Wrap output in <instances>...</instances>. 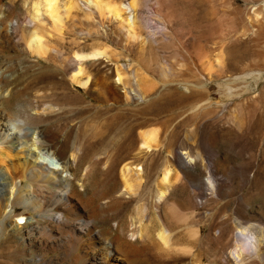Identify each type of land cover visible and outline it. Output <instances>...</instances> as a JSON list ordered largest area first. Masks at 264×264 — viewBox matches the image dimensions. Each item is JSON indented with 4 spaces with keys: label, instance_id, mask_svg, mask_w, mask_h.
Instances as JSON below:
<instances>
[{
    "label": "rangeland",
    "instance_id": "obj_1",
    "mask_svg": "<svg viewBox=\"0 0 264 264\" xmlns=\"http://www.w3.org/2000/svg\"><path fill=\"white\" fill-rule=\"evenodd\" d=\"M98 1L100 10L85 0H60L61 29L42 18L47 52L33 55L20 43V63L2 83L8 95L0 108L22 119L37 109L45 129L76 156L77 173L87 169L84 194L74 203L78 212L95 216L94 228H57L52 217L62 210L48 200L56 191L48 185L41 189L48 195L41 214L18 205L23 221L16 228L15 218L4 229L0 225V264H77L103 237L115 245L117 238L123 247L129 226L142 220L151 222L155 237L133 242L124 264H235L231 252L241 245L252 249L253 235H264V0ZM131 1L139 10L135 38L106 10V4ZM30 3L0 0V7L7 22L17 20L25 30ZM5 39L10 59L12 42ZM96 50L106 56L84 62L89 87H74V54ZM44 104L53 110L43 113ZM151 131L156 146L137 156L141 135ZM126 152L130 159L121 162ZM9 154L2 160L0 153L3 183L22 175L14 169L24 156ZM111 159L119 163L116 176L104 168ZM126 163L142 168L133 198L120 196L119 170ZM165 170L178 178L166 202L186 220L171 228L170 245L163 247L153 199ZM191 227L198 232L194 238ZM73 242L83 245L76 250ZM244 260L264 264L250 254Z\"/></svg>",
    "mask_w": 264,
    "mask_h": 264
},
{
    "label": "bare ground",
    "instance_id": "obj_2",
    "mask_svg": "<svg viewBox=\"0 0 264 264\" xmlns=\"http://www.w3.org/2000/svg\"><path fill=\"white\" fill-rule=\"evenodd\" d=\"M59 1L41 0V4H39V2L31 0L30 17L28 18L29 21L26 24L27 29L25 30L22 29V25L17 20L7 22L4 8L2 6L0 7V108L2 107L4 98L8 95L6 89L2 90V83L11 80L9 72L12 69H16L20 63V43L22 41L25 42L27 49L33 55H44L47 52V48L44 37L41 34L45 31V22L42 18L46 17L55 28L61 29L62 20L58 12ZM85 3L94 6L98 10L102 9L98 0H85ZM106 7L107 9L104 8V10L106 9L112 19L118 22L127 36L132 38L138 36L139 10L136 1H131L127 5L121 6H107L106 4ZM122 10L126 11V18H124ZM259 15L255 13L257 21L259 20ZM4 38L7 39L8 43L12 42L11 48L14 51V55L10 59L5 57V47L1 42ZM105 56L104 52L99 50L89 54L75 53L72 63L73 72L69 78L71 85L79 88L89 87L90 78L85 76L84 62L86 60L95 62ZM117 81L122 84L123 89H126L127 82H125V78L120 73H118ZM52 110L53 106L48 104L43 105V113ZM34 111V113H29L22 119L13 118L0 109V153L3 155L1 159H10L9 152L16 153V156L21 154L24 156L22 165L14 169L16 172L20 171L19 173L22 175L19 176L15 173V175H18V178H12L8 183H3V179L0 177V201L6 202L3 208L0 206V214L2 216L0 225L4 229L7 227L8 221L15 218L18 222L15 221V225L13 224L11 227L16 228V224L18 225L19 222L23 221V217L16 214V207L18 205L24 206L35 215L41 214L44 203H42V200L48 196L46 195L45 197L41 189L50 185L56 191L55 195L48 197V200L50 199L56 207L59 205L61 207L60 210H62L60 214L53 215L54 225L57 228L68 226L69 228H73L72 230L79 227L91 233L90 228H94L92 226L94 215L91 218V216L89 217L88 214L84 213V210L83 212H78V206L74 203L75 197L80 198L84 194L88 171L84 169L79 174L77 173L78 164L76 156L68 155L64 151L63 145L57 143L54 136L45 129L43 122L39 118L40 113L38 110L35 109ZM141 139V151L137 153L139 157H142L144 153H148L156 146V134L152 131L144 132L141 135ZM5 149L9 152H6ZM130 155V152H126L122 156L121 162L130 159ZM118 165L119 163L117 164L115 160L110 165H105L104 168L107 175L116 176ZM119 171L120 181L124 187V192L120 196L127 195L133 198L135 194L134 188H140L142 186V168H138V166L134 167V165L126 163ZM23 180L29 182L26 187L22 184ZM177 181L178 178L173 177L170 170H165L162 178L155 182L153 205L156 209L157 217L160 220L159 224L161 223L160 225L163 227L156 235L162 242V244L161 242L159 243L161 245L163 243L165 244L163 247L170 245L169 241L172 237L170 236L171 228L179 226L186 220L185 216L179 212L174 204H167L166 202L170 190ZM5 185L8 186L6 187L7 189L4 187ZM85 218L88 219L85 220ZM157 220L156 223L160 226ZM142 221L129 226L128 236L130 241L124 237L123 247H119V244H121L119 239L116 238L115 245L103 237L100 239L97 247H89V255L86 256L85 254L84 258H79L77 264L127 263L135 249L133 242H141L144 239L150 240L155 237V232L151 230L153 228L151 222L144 224ZM115 227L118 228L119 226L115 225ZM197 233V230L191 227L188 231V236L194 238L197 236ZM256 235H253L252 249L241 245L231 252L230 256L236 262L235 264H246L244 260L245 254H250L253 258H258L259 260L264 259V235L262 233ZM88 238H90V235H88ZM77 244H81V242H76V244L74 243L72 245H76L75 249L79 250L83 244L81 246H77Z\"/></svg>",
    "mask_w": 264,
    "mask_h": 264
}]
</instances>
